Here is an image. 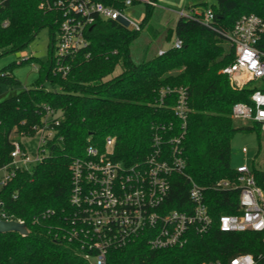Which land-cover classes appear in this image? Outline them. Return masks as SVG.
<instances>
[{
	"label": "trees",
	"instance_id": "obj_1",
	"mask_svg": "<svg viewBox=\"0 0 264 264\" xmlns=\"http://www.w3.org/2000/svg\"><path fill=\"white\" fill-rule=\"evenodd\" d=\"M217 1L212 6L204 3L199 15L180 16L167 40L174 34L183 41L181 49L170 47L160 55L162 48H158L141 60L134 58L131 49L141 31L99 19L88 31L89 46L68 60L67 76L53 71L60 13H45L39 8L40 0H8L0 6V57L23 51L45 27L53 36L47 61L27 60L39 61V81L0 103V169L11 162L13 134L32 137L45 119L60 120L43 160L19 171L0 188L2 212L24 221L31 232L28 236L0 233V264H91L79 244L62 235L63 216L72 212V160L85 156L90 144L103 149L109 137L115 139V160L128 165L143 160L158 127L172 125L171 134L182 133V118L176 114L181 90L186 104L182 145L187 166L185 174L172 177L169 209L190 210L191 178L206 188L215 220L238 212V192L215 188L223 178H234L231 141L238 128L232 108L236 103L251 104L254 89L249 83L236 87L222 70L235 61L228 36L237 20L246 14L264 19V0ZM153 9L148 6L142 29H151ZM207 9L214 12L211 26L203 22ZM258 48L264 52V37ZM12 73L10 68L0 73V85L17 84ZM167 89L172 91L162 96ZM47 108L54 111L48 118ZM48 210L57 211L58 217L43 218ZM189 237L183 247L162 250H152L140 240L109 252L107 264H229L240 254L264 264V232L226 233L214 226L207 234L191 232Z\"/></svg>",
	"mask_w": 264,
	"mask_h": 264
},
{
	"label": "built area",
	"instance_id": "obj_2",
	"mask_svg": "<svg viewBox=\"0 0 264 264\" xmlns=\"http://www.w3.org/2000/svg\"><path fill=\"white\" fill-rule=\"evenodd\" d=\"M7 1L0 0V6ZM137 3L158 7L156 0H40L39 8L45 13H60V18L56 19L59 29L53 44L54 73L67 76L71 68L68 60L89 46L88 31L99 19L118 22L119 17H124L129 21V29L142 31V22H134L124 13V9ZM213 18L214 12L207 9L204 24L211 26ZM8 25V21L3 23V27ZM263 37L264 19L256 14L243 15L228 36L236 52L235 61L222 73L236 87L243 88L251 81L264 78V52L258 48ZM182 46L183 41L175 38L172 47L181 49ZM165 51L159 54L163 55ZM22 55L25 61L29 59L25 53ZM89 57L87 54L86 58ZM243 78L248 80L244 83ZM171 91H162V96ZM179 101L176 114L182 118V133L171 134L172 125L158 127L153 135L151 151L143 160L129 165L115 160V139L112 137L107 138L103 149L90 144L85 149V156L72 160L69 197L72 212L63 216L62 235L77 242L84 259L91 264H107L109 252L140 240H144L152 250L183 247L191 232L204 235L214 226L226 233L264 232V171L252 169L247 164L237 166L234 178H223L215 188L229 193L238 192L236 214H223L215 220L206 199V188L191 178L190 210L169 209L172 177L185 174L187 166L182 145L186 127L183 90ZM53 113L47 108L46 118ZM232 117L253 121L264 131V90L254 89L251 104H234ZM59 125V119H45L41 126L35 127L37 154H31L22 141H14L11 162L0 169V188L13 181L19 171L29 170L43 160L47 143L54 138L55 127ZM23 136L27 135L18 137L25 139ZM243 152L248 153V149L244 148ZM2 205L0 201L1 219L17 221L2 212ZM43 215L46 219L58 217L55 210H48ZM229 264L256 262L252 255L240 254Z\"/></svg>",
	"mask_w": 264,
	"mask_h": 264
},
{
	"label": "rangeland",
	"instance_id": "obj_3",
	"mask_svg": "<svg viewBox=\"0 0 264 264\" xmlns=\"http://www.w3.org/2000/svg\"><path fill=\"white\" fill-rule=\"evenodd\" d=\"M161 8L152 10V18L149 21L151 29L147 26L143 29L131 45L132 55L135 59L141 60L147 55L152 54L158 48L162 50L170 49L175 40L173 34L171 41L167 40L169 31L173 30L180 18L181 13L191 14L193 12L202 13L204 3L208 6L217 5V0H158ZM161 10L164 11V15ZM148 6L137 3L124 9V13L134 22L141 23L147 15ZM148 23V25H149ZM53 41L52 30L49 27L43 28L36 38L21 52L5 54L0 57V73L6 68L13 71V78L17 84L0 85V103L4 100L14 97L20 91L35 85L40 79L39 61H47L50 56L51 44ZM23 53L27 58L34 57L39 61H25ZM54 52L52 53L53 56ZM247 78H243L244 83ZM47 88H51L46 84ZM248 86L253 89L264 90V78L251 81ZM235 131L231 141V166L233 170L241 165L247 164L252 169L264 171V131L260 125L250 120L234 119ZM25 139L18 138L13 134V141H22L29 149L31 154H37L38 137L23 136ZM248 149L244 153L243 149Z\"/></svg>",
	"mask_w": 264,
	"mask_h": 264
},
{
	"label": "water",
	"instance_id": "obj_4",
	"mask_svg": "<svg viewBox=\"0 0 264 264\" xmlns=\"http://www.w3.org/2000/svg\"><path fill=\"white\" fill-rule=\"evenodd\" d=\"M118 22L122 26L129 28V21L124 17H119ZM10 232L19 233L22 236H28L31 233L30 229L28 228V225L25 222H17V221L6 222L2 220L0 217V233H10Z\"/></svg>",
	"mask_w": 264,
	"mask_h": 264
},
{
	"label": "crops",
	"instance_id": "obj_5",
	"mask_svg": "<svg viewBox=\"0 0 264 264\" xmlns=\"http://www.w3.org/2000/svg\"><path fill=\"white\" fill-rule=\"evenodd\" d=\"M157 8H161V4H160V2L158 1V7ZM162 11V14L164 15V11L165 10H161ZM195 13H196V10H195ZM181 16V15H180ZM147 27V26H146ZM146 27H144V29L146 28Z\"/></svg>",
	"mask_w": 264,
	"mask_h": 264
}]
</instances>
